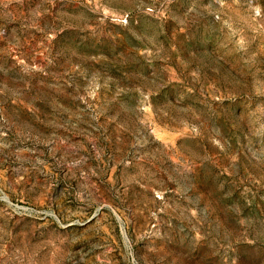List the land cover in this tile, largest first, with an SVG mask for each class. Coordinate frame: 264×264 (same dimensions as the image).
Wrapping results in <instances>:
<instances>
[{"label":"rangeland","instance_id":"1","mask_svg":"<svg viewBox=\"0 0 264 264\" xmlns=\"http://www.w3.org/2000/svg\"><path fill=\"white\" fill-rule=\"evenodd\" d=\"M0 264H264V0H0Z\"/></svg>","mask_w":264,"mask_h":264}]
</instances>
